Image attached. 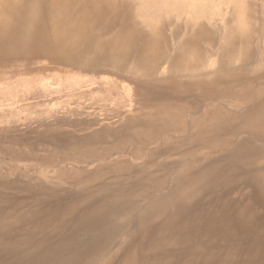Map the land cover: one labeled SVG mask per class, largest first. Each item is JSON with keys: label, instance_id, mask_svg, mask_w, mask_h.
I'll return each instance as SVG.
<instances>
[{"label": "bare ground", "instance_id": "bare-ground-1", "mask_svg": "<svg viewBox=\"0 0 264 264\" xmlns=\"http://www.w3.org/2000/svg\"><path fill=\"white\" fill-rule=\"evenodd\" d=\"M34 69L121 82L128 139L227 150L179 180L122 264H264V223L243 203L264 202V0H0V88Z\"/></svg>", "mask_w": 264, "mask_h": 264}, {"label": "rangeland", "instance_id": "rangeland-1", "mask_svg": "<svg viewBox=\"0 0 264 264\" xmlns=\"http://www.w3.org/2000/svg\"><path fill=\"white\" fill-rule=\"evenodd\" d=\"M28 75L0 88V264H122L174 210L179 180L227 152H162L123 136L136 114L121 82ZM245 202L264 223V202Z\"/></svg>", "mask_w": 264, "mask_h": 264}]
</instances>
